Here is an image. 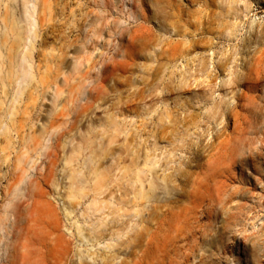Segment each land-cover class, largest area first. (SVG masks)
I'll return each instance as SVG.
<instances>
[{
    "label": "rangeland",
    "instance_id": "374dc122",
    "mask_svg": "<svg viewBox=\"0 0 264 264\" xmlns=\"http://www.w3.org/2000/svg\"><path fill=\"white\" fill-rule=\"evenodd\" d=\"M195 1L32 0L36 6L33 11L36 41L42 34L46 17L53 14V18L70 33L75 44L72 52L80 58V65L71 70L72 77H84L85 82L81 103L66 104L58 109L55 105L54 109L42 105L27 123L23 105L10 117H5L15 84V51L23 43V32L18 25L19 0H0V148L10 152L15 145L17 130L25 127L27 139L24 152L31 153L35 144L39 143L38 164H46L49 159L55 162L47 198L57 210L63 226L71 227L65 212L67 208L74 209L71 218L77 217L87 231L90 225L98 226L100 218H106L108 235H120L114 240V243L120 244L117 248L118 264H253L257 253L264 254V85L220 88L222 79H258L256 72L252 71L253 56H258L259 50L264 48V39L252 33L251 23L242 21L243 25L240 19L237 23L240 22L241 26L235 41L229 43L226 38L218 39L212 51L205 52L210 36L197 34L196 38L189 37V49L188 46L184 48L186 54L194 51L191 49L193 42L198 40L201 46L194 54L197 57L195 67L188 61L189 58H183L188 73L196 75L195 71L205 66L202 68L206 69L204 73H198V76L211 75V81L217 88L209 93L195 88H179L178 81L172 79V72L179 64L176 61L181 58L180 53H173V45L179 41L174 30L182 25L178 17L181 9L187 12L198 9ZM214 1L215 6L208 7L204 3L206 0H200L204 5L200 9L220 14V6L225 7L229 3V0ZM246 1L255 10L251 21H257L255 24L262 22L259 27L263 33L264 0ZM242 8L239 3V9ZM143 13L150 17L145 25L148 35H152L145 40L140 39L134 46L122 36V30H132ZM138 23L142 22L139 20ZM191 23L189 34L198 28L195 21ZM168 44L170 47H167ZM36 45L30 55L34 72L38 65ZM233 46L238 48L237 51ZM52 49L55 47L50 43L47 50ZM126 49L134 52L131 59L124 57ZM222 52H226L227 57H222ZM98 53L102 58H97ZM231 54H235V59L224 68L226 58ZM93 63H98L101 69L88 70L87 65ZM112 63L117 65V69L113 74L105 75L104 67ZM233 71L236 74L231 75ZM259 77L264 81V72ZM95 87L99 90L94 94L92 90ZM61 88L68 90L65 86ZM164 89L172 90L168 100L160 95ZM62 113L64 117H61ZM164 113L192 120V124L178 134L184 139L176 142L175 147H184L183 152L190 155L187 147L198 143V156H192L196 162L191 180L198 174L203 178L210 173V177L203 181L205 189L199 198H205V203L196 211L197 217L191 221L190 232L182 236L173 231L166 241L162 237L157 245H149L146 231L154 224L152 219L147 218V208L151 205L144 200L147 188L140 183L132 188L138 196L137 206L131 204L127 207L124 202L126 197H123L128 181L134 179L137 172L136 163H142L150 143L155 142L149 134L157 133L159 119ZM174 135L169 132L165 142L172 141ZM160 147H168L164 152L173 148L166 143ZM169 157V153H165L160 163H165ZM181 162L169 164L167 173L172 172L171 168L179 167ZM73 171L83 172L86 182L84 198L75 196L70 189L72 179L69 175ZM31 173L37 175V172ZM98 174L99 180L108 187L95 186ZM7 185V180L1 182V194H4ZM186 185V182L182 183L179 187L181 192L176 197L165 196L162 190L158 193L176 202L178 207H188L189 186ZM216 190L221 191L218 197L221 204L217 203L209 212L206 208L211 196L207 191ZM121 194L123 197H120ZM94 200L97 201L96 209L103 207L104 211L85 219L83 215L88 214L87 209ZM145 205L147 208H144ZM120 215L127 216L121 218ZM76 228L72 226L71 231L76 232ZM62 230L65 236L67 233L66 238L72 240L70 231L67 228ZM141 232L145 238L140 236ZM71 242V249L74 247L73 250H76L79 242ZM101 244L100 247H103L107 242ZM4 249L1 242L0 264L5 260ZM72 254H75L74 251ZM261 264L264 261L261 260Z\"/></svg>",
    "mask_w": 264,
    "mask_h": 264
},
{
    "label": "bare ground",
    "instance_id": "6f19581e",
    "mask_svg": "<svg viewBox=\"0 0 264 264\" xmlns=\"http://www.w3.org/2000/svg\"><path fill=\"white\" fill-rule=\"evenodd\" d=\"M199 1L200 0L195 1V6L196 8L198 7L196 11L187 12L184 9H181L180 12L178 11V17L182 25L180 26L178 24L179 28L174 30L179 41H177L176 44L174 43L173 53L178 55L180 53L181 58L176 61V63L179 64H177L174 72H172V79L178 81L179 86L176 84L175 86L179 88H195L196 90L208 91L209 93L211 91L213 92L217 86L212 83L211 75L198 76V73H204L206 69L202 68L205 66H203L201 70L198 69V71H195L197 73L196 75L189 74L187 71V65L183 58H189L188 61L190 60L195 67L196 65H194V63L197 57L194 54H196L201 46L198 40L193 42L191 49L193 48L194 51L192 50V53L186 54L184 48L188 46L189 49L188 38L193 36L196 38L197 34L210 36L206 42L208 47L205 52H208L213 50V45L218 39L223 40L226 38L229 43L235 41L239 30L238 28L241 26L240 22L237 23L239 19L242 24V21L251 23L250 30L256 37L260 35L261 38L264 39V32L262 33L259 27L262 22L255 24L257 21H251L255 15V10L246 0H229V3L225 7L220 6V14L214 12L209 13L207 12L208 10H201V6L204 5ZM204 3L207 4L208 7L215 6L214 0H206ZM239 3L243 5L242 9H239ZM17 9L19 29L23 32L21 37L23 43L15 51V84L8 100L5 117H10L14 110L19 109L23 105L26 108L24 119L28 123L32 120V117L39 112V108L42 105H49L52 108L53 105H55L58 109L64 108L66 104L81 103L85 78L76 79V77H72L71 72L77 65H80V58L72 52L75 44L71 40L70 33L53 18V14L46 17L47 20L42 24V34L38 41H36L37 34L34 31L35 19L33 15V11L36 9L35 4L32 0H19ZM146 11L147 10H145V13ZM239 11L241 14H239ZM56 13H58V8L56 9ZM148 17L149 16L144 13L142 17H138L136 21L137 24H134L135 26L132 30L122 28V36L126 37V39L131 41L135 46L140 39L145 40L149 35H152L150 33L148 35L147 32L149 31H147L145 25V22L150 18ZM139 20L144 25L142 23L139 24ZM232 20H236V22L234 23ZM191 21H195L197 23V25L196 23L195 25L198 28L189 34L188 28L190 26L189 24H192ZM217 22L219 23L217 24ZM255 25L257 26L254 27ZM200 31L202 32L199 33ZM167 34H169V32ZM50 43L55 49L47 50ZM35 45L37 49L38 65L34 72L32 71L34 68L31 65L32 61L30 55L32 47ZM169 45L170 44H168L167 47H170ZM167 49L169 51V48ZM233 49L237 51L238 48L235 46ZM128 50L129 49L125 50L124 57L126 59H131V53L134 52ZM173 55L174 54H172V56ZM221 56L224 58L227 57L226 52H222ZM234 56L235 54H231L226 58V63L223 66L224 68L225 66H230L231 61L235 59ZM97 58H102L101 54L98 53ZM81 61L82 63L84 62L83 57ZM124 66L128 67V64ZM252 67V71L256 72L258 75V79L252 78L250 81H244L240 77L232 81L222 79L220 88H255L264 85V81L259 77L264 72V48L259 50L258 56L254 54ZM87 68L90 71L96 70L97 68L99 70L101 69L98 63L87 65ZM116 69L117 65L112 63L106 65L103 72L105 75H109L113 74ZM226 71L227 69H225L224 73H226ZM234 74L236 73L233 71L231 75ZM37 75L38 77L36 78ZM60 86H65L68 90L63 91ZM98 90L99 88L95 87L92 93L95 94ZM171 91L168 89L161 90L160 95L166 98L165 100H168ZM64 116V113H62L61 117ZM167 119H170L168 123L165 122ZM189 124H192V120L187 121L186 117H171L169 113L162 114L158 122L157 133L154 134L151 132L149 134L150 138L155 140L154 144L150 143L142 163H136L137 172L135 173V177L128 181L126 187L127 192L124 194V197L122 194L120 196L123 198L126 197L124 202L127 207L131 204L137 206L139 201L138 196L133 192L132 188L138 183H140L142 187L147 188L144 200L151 205L148 208L147 205H145L144 208H147V218L152 219L154 224L153 228H148L146 231L147 227H145L143 231H146L145 237L149 239V245H157L162 237H164L166 241L173 231L177 232L179 235L185 236L184 234L190 232L189 227L191 226V221L197 217L196 211L201 209L202 204L205 203V198L200 200L199 196L202 190L205 189L203 181L210 177V173L203 178H201V174H198L191 180V171L193 167H195L194 163L196 162L193 159L198 156V154L196 155L198 143H194L187 147L191 156L183 152L182 149L184 147L181 149H176L175 147L176 142H181V140L184 139V137H178V134H180V131L187 129ZM169 132L172 133V136L176 132L173 138L174 141L170 140L165 142ZM25 133V127L17 130L15 145L10 152L0 148V184L4 180L8 181L4 194L0 193V243L2 242L5 248V260L2 264H118L117 248L120 244L114 243V240L120 235L114 233H109L108 235L105 229V227L109 226V224L106 223V218H100L99 225H90V230L87 231L85 227L81 225V221L77 217L71 218L72 214L75 212L74 209L69 210L67 208L65 209V212H67V221L71 223L69 224L71 227L77 226L76 232L71 231V227H67V225L63 226L57 210L47 198L49 195L47 187H49L53 177V166H55V162L49 159V162L46 164H38L37 156L40 152L39 143L35 144L31 153L26 154L24 152L27 139ZM164 143L173 146L172 150L164 152V149L167 150L168 148L160 147ZM165 153H169L170 157L165 163H160L161 157L164 156ZM193 155H195L194 158H192ZM137 158L138 157H136L135 160H137ZM179 160H182L179 164L180 166L171 168L172 172L167 173L168 165L177 163ZM31 172H37V175L33 176ZM161 172L162 174H159ZM97 177V181L94 182L96 187H108V185H103L102 181L99 180L100 174H98ZM69 178L72 179L70 189L74 192V195L84 198L86 196V182L83 180V172L73 171L70 173ZM183 182H186V186H189V190L187 191V202L189 201L190 205L188 207H178L175 204L176 202H173L167 197H162L161 194L158 193V191L162 190L165 196L168 194L176 197L178 195L177 193L181 192L179 187L182 186ZM87 183L89 182L87 181ZM210 191H207L208 196L211 197L208 207L206 208L209 212L216 207L217 203L221 204L218 199L221 191ZM132 193L134 194L133 197H131ZM102 204L105 203L102 202ZM109 204L111 205V203ZM96 206L97 201L94 200L87 209L88 214L83 215L85 219H90L94 217L96 213L104 211L103 207L96 209ZM125 216L127 215H120L119 217L123 218ZM173 220H175V224H173ZM148 225L149 224H147V226ZM64 228L70 231L69 237L72 238L73 241L76 240L79 242L76 250H73L74 247L71 249L73 246H71L72 240L69 239L71 240L69 241L67 239L68 237L66 238L67 233L65 236V232L63 233L62 230ZM143 232H141L140 236L144 237L145 234L143 235ZM103 242H107V244L100 247ZM83 246H86V248L83 249ZM73 251L75 254H72ZM255 258L256 261H254L253 264H261V260L264 261V254L261 255V253H257Z\"/></svg>",
    "mask_w": 264,
    "mask_h": 264
}]
</instances>
